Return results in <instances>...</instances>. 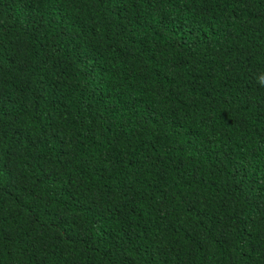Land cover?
<instances>
[{"label":"trees","instance_id":"1","mask_svg":"<svg viewBox=\"0 0 264 264\" xmlns=\"http://www.w3.org/2000/svg\"><path fill=\"white\" fill-rule=\"evenodd\" d=\"M264 0H0V264H264Z\"/></svg>","mask_w":264,"mask_h":264},{"label":"clouds","instance_id":"2","mask_svg":"<svg viewBox=\"0 0 264 264\" xmlns=\"http://www.w3.org/2000/svg\"><path fill=\"white\" fill-rule=\"evenodd\" d=\"M257 83L260 87H264V74L261 76L257 77Z\"/></svg>","mask_w":264,"mask_h":264}]
</instances>
